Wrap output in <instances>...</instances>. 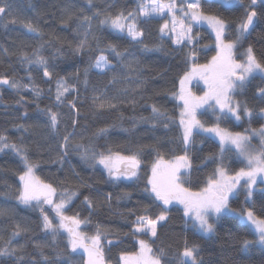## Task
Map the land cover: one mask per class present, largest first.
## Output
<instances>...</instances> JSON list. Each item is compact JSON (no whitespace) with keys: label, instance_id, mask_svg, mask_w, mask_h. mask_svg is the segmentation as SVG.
<instances>
[{"label":"trees","instance_id":"trees-1","mask_svg":"<svg viewBox=\"0 0 264 264\" xmlns=\"http://www.w3.org/2000/svg\"><path fill=\"white\" fill-rule=\"evenodd\" d=\"M7 2L11 6V15L6 13L0 19V76L28 84L29 89L18 91L9 85H0V134L7 136L10 143L28 147L31 160L38 164L34 170L35 176L41 181L56 187L58 193L64 189L78 193L64 214L78 216L81 220L87 218L90 222L81 224V230L88 237L96 234L97 225L102 226L105 233L102 245L106 264H119L122 252H137L138 238L148 239L147 236L134 237L131 234L136 217L146 215L155 218L164 210V206L143 189L151 164L157 158L153 148L167 160L182 154V131L179 126L182 106L173 93H178L179 78L191 67L185 60L191 46L173 45L172 40L167 37L161 39L160 26L164 19L157 18L139 25L144 32L141 43L132 41L126 33L100 25L99 21L103 16H97V12L108 10L115 15L123 11L126 14L138 10L139 0H92L91 5L88 0ZM200 4L205 14L217 15L227 22V38L231 40L235 39L237 26L245 18V11L251 0H233L227 5L223 0H200ZM65 9L73 13V18L68 23L61 22L66 15ZM255 9L258 13L255 25L235 54L242 57L251 45L257 58L264 61V0L257 1ZM83 16L93 18L91 33L98 38L99 48L105 49L104 55L108 56L111 65L109 71L101 73L89 67L100 55L96 40L91 41L92 50L84 49L79 54L73 51L88 28L87 24L80 26V18ZM29 21L39 28L38 33L28 31L25 25ZM193 34L199 36L196 62L205 64L216 54L215 39L202 26H195ZM109 44L117 45L118 50L125 53L124 58L119 59L108 51ZM145 45L148 50H145ZM204 45L208 48H204ZM37 48H40V54L47 59L53 73L50 81L44 77L43 67L27 65L21 60V51L31 54ZM85 69H88L87 77ZM113 76L118 77L115 82H112ZM61 77L70 85H75V90L65 94L63 103H57L56 79ZM33 84L41 91L39 97L34 96L31 91ZM137 84L141 86L137 88ZM259 88H264V74L251 77L243 93H238L235 97L255 107L256 112L251 120L243 115L240 121L225 118L221 121V127L232 132L246 133V130L259 129L264 125V117L259 114V108L264 107L257 96ZM194 89L196 93L199 91L197 87ZM101 92L108 98H115V109L97 111L93 108L92 98ZM21 96L24 97L23 101ZM73 100L78 116L68 106L69 101ZM130 101H135V104ZM153 105L171 119L156 121V126L153 127ZM49 108L60 114V123L55 132L50 127L47 112L44 111ZM203 113L199 117L202 121L209 125L216 122L211 110ZM74 118L78 121L75 126L72 124ZM164 122L168 123V128L164 127ZM18 125H24L28 130L18 128ZM100 129L107 131L98 134ZM66 132L74 135L67 154L63 155L59 145ZM195 140L191 149L193 170L185 186L192 191H199L216 168V163L205 161V157L219 153L220 145L218 138L207 134L196 136ZM77 144L96 151L111 148L114 152L121 151L123 154L142 147L139 181L111 182L102 167H93L90 162L81 159L83 149H78ZM251 144L256 147V142L251 141ZM61 156L62 159H58ZM241 159L233 150L225 153L224 163L230 171L235 172L244 166ZM23 170L19 157L11 149L0 151V209L6 212V215H0V247L11 239L14 247L22 245L24 248L22 264H32L33 261L40 262L42 259L40 250L34 247L39 242L45 245V256L54 264H62L69 252L66 248L67 234L63 233L53 243L51 234L43 229L40 208L35 204H20L15 199L20 188L19 175ZM255 188L253 198L248 203L245 202L246 193L242 188L230 201L231 207L238 212L250 208L257 216L264 217V182L257 183ZM124 193L130 195L126 197ZM85 196L92 200L94 208L90 209L84 202ZM56 199L59 200V195ZM43 207L50 219L59 224L52 208L48 205ZM166 214L169 219L158 227V235L153 243L157 252L164 249V264H176L177 253L183 250L185 241L189 245L196 243L200 246L198 259L201 264H264V249L257 244L244 247V241H256L257 237L239 216L222 217L216 222L215 234L205 237L193 227L191 220L186 222L182 205L174 201L168 206ZM16 224L27 228V231L14 237ZM108 241H112L113 246H109ZM61 251L65 255L58 258L57 253ZM82 262L80 256H73V264ZM0 264H18V261L15 257H3L0 258Z\"/></svg>","mask_w":264,"mask_h":264},{"label":"snow or ice","instance_id":"snow-or-ice-1","mask_svg":"<svg viewBox=\"0 0 264 264\" xmlns=\"http://www.w3.org/2000/svg\"><path fill=\"white\" fill-rule=\"evenodd\" d=\"M227 5L231 0H223ZM241 2V0H237ZM91 5L92 0H88ZM257 0H251V4L246 8L245 18L237 26L235 39L227 38V22L214 14H205L201 8L200 0H139L138 10L129 11L126 14L120 11L113 15L110 11L97 12V16H103L100 19V25H107L111 29L123 33L132 41L141 43L144 35L143 30L139 27L141 23L153 20L164 19L160 26L161 39L167 37L172 40L173 45L191 46L186 54V63L190 64V70L184 72L179 78L178 93L173 96L182 102L180 110L179 126L182 130V154L175 155L172 160L164 158L163 154L153 148L157 158L151 164V174L147 178V183L143 189L145 193L153 197L155 201L164 206V210L152 218L150 216H137L132 229L134 237L147 236L151 239H137L139 245L138 251L134 253L122 252L119 257V264H164L165 251L160 249L158 252L153 248V243L158 235V227L167 223L168 206L174 201L183 206L184 217L191 220L197 231L205 237L215 234L216 222L226 215H238L250 224L258 237L256 241H244V247L248 248L252 244H258L264 249V217L257 216L250 208L237 211L230 205V201L237 196L241 188L246 193L245 202L252 200L256 191L255 186L258 181L264 182V125L259 129H251L246 133L232 132L227 128L221 127V121L225 118L240 121L242 115L251 120L256 112L255 107L249 106L247 101L235 99L238 93L242 94L247 82L255 73H264V61L257 58L251 45L246 49L245 58L240 61L236 58V50L246 38L251 26L258 13L255 9ZM11 15V6L7 0H0V19L4 14ZM66 15L62 18V23H68L73 18V13L65 9ZM171 17V21L165 17ZM92 17L83 16L80 18L81 27L84 24L88 28L83 33V38L79 39L73 51L77 54L84 49L92 50V40H96L97 49L100 51L95 61L89 65L101 73L111 70L108 56L104 55L105 49L99 48V40L91 33ZM13 22H16L13 20ZM207 22L209 27L215 33V52L216 54L205 64L197 63L196 45L199 42L198 34H193L196 25ZM171 23V27H169ZM26 28L31 33H38L39 28L32 22L26 23ZM91 37V39H90ZM43 47V45H41ZM145 50L148 46L145 45ZM156 47H159L157 45ZM204 48H208L204 45ZM107 50L114 53L119 59H123L125 53L118 50L115 44L107 45ZM22 62L27 65H37L43 67V75L47 80H51L53 73L49 68L47 59L40 54V48L35 49L31 54L21 51ZM130 67V65H129ZM88 69H85L87 77ZM31 80V76H29ZM118 77L113 76L112 82ZM194 80H202L205 85L203 95H196L189 87ZM87 84V79H85ZM0 85H9L16 90H28L29 85L23 84L7 76H0ZM141 85L137 84V88ZM70 90H75V85H70L65 78L56 79V101L63 103V98ZM31 91L34 96L39 97L41 91L38 86L32 85ZM257 96L261 103H264V88L257 90ZM24 97L21 96V101ZM19 103V101H18ZM133 105L135 101H130ZM93 108L97 111L104 109H115L117 102L115 98H108L104 93H99L92 98ZM69 108L79 114L75 101H69ZM204 112L211 110L215 115L216 122L209 125L199 117ZM50 118V127L55 132L58 130L60 123V114L52 111L50 108L45 109ZM153 127L156 121H166L171 118L167 117L156 105L152 106ZM259 114L264 117V107L259 108ZM78 123L77 119L72 120L73 126ZM18 128L27 127L18 125ZM164 127L168 128V123L164 122ZM107 129H100L98 134L106 133ZM215 136L219 140L220 150L217 154H210L205 157V161L216 163L215 170L207 177V183L199 191H192L185 186L187 178L191 176L193 170V157L191 149L196 143L195 137L201 135ZM72 132H66L63 141L59 147L63 150V155L67 154L69 145L73 138ZM259 136L260 146L254 147L251 144V138ZM203 143V141H201ZM78 149H83L81 159L91 163L95 167L100 165L107 173L111 182L130 181L137 182L140 179L141 156L143 148H137L135 151L129 150L127 154L121 151H113L111 148L106 151H96L83 144H77ZM11 149L20 159L23 166V172L19 175L20 188L15 199L23 205L35 206L40 208L43 229L50 233L52 242L56 243L57 238L63 233H67L66 248L69 249L67 259L62 264H73V256L79 249L83 250L85 259L83 264H104V247L102 240L105 233L102 226L97 225L96 234L88 237L85 233L79 231L81 224H87L90 221L85 218L81 220L78 216H67L64 214L66 206L72 201L73 197L78 195L75 191L64 189L58 193L57 188L51 184H46L35 176L34 170L38 166L30 156L28 147L24 144L10 143L8 137L0 134V151ZM235 151L236 155L244 164L239 170L232 172L228 165L224 163L225 153ZM58 159H62L58 157ZM59 195L58 202L53 198ZM124 193V196H129ZM109 201L111 193L108 194ZM84 202L88 207L94 208L92 200L85 196ZM43 205H48L55 212L59 219V224L50 219ZM131 212V210H129ZM0 215H6V212L0 209ZM63 230V232L61 231ZM27 228L16 224L13 236H20L26 232ZM109 246H113L112 241H108ZM45 245L37 242L34 247L40 250L41 261H33L32 264H54L48 256L43 254ZM24 248L22 245L13 246L12 240L6 242L5 246L0 247V258L15 257L18 264H22ZM200 246L196 243L189 245L185 241L184 248L177 253L176 264H201L198 259ZM65 255L63 251L57 253V257Z\"/></svg>","mask_w":264,"mask_h":264},{"label":"rangeland","instance_id":"rangeland-1","mask_svg":"<svg viewBox=\"0 0 264 264\" xmlns=\"http://www.w3.org/2000/svg\"><path fill=\"white\" fill-rule=\"evenodd\" d=\"M231 1H233V0H231ZM235 1V0H234ZM257 1H259V0H257ZM193 2H194V0H193ZM165 19H168L169 20V22L171 21V17H165ZM196 26H202V27H205V28H207L209 31H210V33L213 35V37H214V39H215V33L212 31V29L209 27V25L207 24V22H202V23H200V24H198V25H196ZM169 27H171V23H169ZM115 31V30H114ZM120 33V32H119ZM123 33H126L127 34V32H126V30H125V32H123ZM246 53V51L244 52V54ZM244 54L242 55V57H238L236 54V58L238 59V60H240V61H243L244 60V58H245V56H244ZM190 70V69H189ZM259 74H264V73H255V74H253V76H255V75H259ZM252 76V77H253ZM189 87H190V89H191V91L193 92V93H195L196 95H203V93H204V90H205V85H204V83H203V81L202 80H194L193 81V83L191 84V85H189ZM194 87H197L198 88V90L199 91H197V93H196V91H195V89H194ZM179 103H180V105L182 106V102H180V101H178ZM182 108V107H181ZM204 110L202 109L201 110V112H203ZM209 111V110H208ZM182 131V130H181ZM260 137L259 136H253L252 138H251V141H254V142H256V147H259L260 146ZM255 147V146H254ZM100 166V165H99ZM100 167H102V166H100ZM103 168V167H102ZM151 174V169L149 170V173H148V176ZM148 176H147V178H148ZM115 183H117V182H115ZM146 183H147V179H146ZM258 183H262V182H260V181H258ZM242 189V188H241ZM54 200H56L57 202H58V200L56 199V197H54L53 198ZM72 201H74V198L72 199ZM72 201L70 202L71 204H72ZM69 203V204H70ZM33 204H35V202H33ZM68 204V205H69ZM68 205L66 206V208L68 207ZM65 208V209H66ZM65 211V210H64ZM238 216V215H237ZM240 217V216H239ZM241 218V217H240ZM242 219V218H241ZM243 220V222L245 223V224H247V225H249L251 228H252V230L255 232V230H254V228L250 225V224H248L247 222H246V220L245 219H242ZM193 227H195L194 225H193ZM133 229V228H132ZM195 229L197 230V228L195 227ZM79 231H81L82 232V230H81V225H80V228H79ZM256 234V233H255ZM256 237H257V235H256ZM148 239H151L150 237H148ZM257 239H258V237H257ZM258 245V244H257ZM259 246V245H258ZM138 251V250H137Z\"/></svg>","mask_w":264,"mask_h":264},{"label":"water","instance_id":"water-1","mask_svg":"<svg viewBox=\"0 0 264 264\" xmlns=\"http://www.w3.org/2000/svg\"><path fill=\"white\" fill-rule=\"evenodd\" d=\"M255 22H256V18H255V20H254V24L251 26V28H250V30H249V32H248L247 34H249L250 31L253 29V27H254V25H255ZM247 34H246V35H247ZM76 255L80 256V257L82 258V260L84 261L85 256H84V253H83V250H82V249H79ZM82 264H83V262H82ZM104 264H106L105 256H104Z\"/></svg>","mask_w":264,"mask_h":264}]
</instances>
